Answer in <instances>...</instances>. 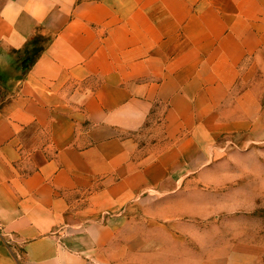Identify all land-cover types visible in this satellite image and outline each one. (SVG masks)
<instances>
[{"label":"crops","instance_id":"obj_1","mask_svg":"<svg viewBox=\"0 0 264 264\" xmlns=\"http://www.w3.org/2000/svg\"><path fill=\"white\" fill-rule=\"evenodd\" d=\"M263 95L264 0H0V264L248 239L219 169Z\"/></svg>","mask_w":264,"mask_h":264},{"label":"rangeland","instance_id":"obj_2","mask_svg":"<svg viewBox=\"0 0 264 264\" xmlns=\"http://www.w3.org/2000/svg\"><path fill=\"white\" fill-rule=\"evenodd\" d=\"M262 106L264 113V95ZM261 125L259 136L263 141L247 144V136L231 141L223 154L225 166L219 169L234 175L230 182L232 193L227 200L233 210L220 221L230 220L233 236L246 235L248 239H207L208 221H200L201 239H168L167 264H264V120ZM240 222L248 227L239 232ZM155 246L159 248V244H153ZM16 251L23 260L19 246ZM136 263L141 261L137 259ZM149 263L159 264L160 259Z\"/></svg>","mask_w":264,"mask_h":264}]
</instances>
